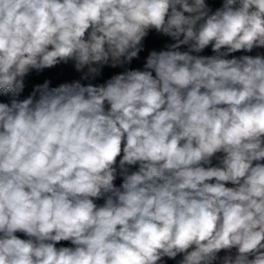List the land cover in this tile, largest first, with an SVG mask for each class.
<instances>
[{"label":"clouds","instance_id":"clouds-1","mask_svg":"<svg viewBox=\"0 0 264 264\" xmlns=\"http://www.w3.org/2000/svg\"><path fill=\"white\" fill-rule=\"evenodd\" d=\"M261 48L264 0H0V264H264Z\"/></svg>","mask_w":264,"mask_h":264},{"label":"built area","instance_id":"built-area-1","mask_svg":"<svg viewBox=\"0 0 264 264\" xmlns=\"http://www.w3.org/2000/svg\"><path fill=\"white\" fill-rule=\"evenodd\" d=\"M154 32L158 34L154 29L150 30L149 33ZM129 65H125V68L129 69ZM125 68H110L108 66H105L102 70V75L97 77L96 79L92 80H82L81 83L83 84H100L104 83L107 79L111 78V76L115 74H119L125 70ZM84 71H87L85 69ZM82 73L77 72L73 66L72 62H69L68 64H60L54 68L51 69H45L42 72H36L35 70L32 71L29 75L25 77V88L24 91L21 94V99L26 98L32 91L34 85L41 84L45 80L51 81V87L58 86L61 83L65 82H72L74 80H79ZM22 233H17L18 236H20Z\"/></svg>","mask_w":264,"mask_h":264},{"label":"trees","instance_id":"trees-1","mask_svg":"<svg viewBox=\"0 0 264 264\" xmlns=\"http://www.w3.org/2000/svg\"><path fill=\"white\" fill-rule=\"evenodd\" d=\"M206 3L209 4V6L213 9V11L219 7L222 6L223 4V0H206ZM169 43H174V41L171 40L170 37H166L163 36L161 34H156L154 32H151L148 34V36L144 39L143 41V48L141 50V52L138 54L139 58L136 59L134 58L133 61L131 62L129 69H143V65L145 63L146 57L148 56L149 52L152 50H156V51H160L162 49H164L165 44H169ZM181 51H186L187 50V46H181ZM212 51L211 48L209 47L208 49H205V51L203 53H201V55H212ZM246 52L240 51L234 54H230V56L228 58H231L232 55L235 56H240V55H245ZM0 102H8V97L7 96H0ZM213 165H215L217 163L216 159H213ZM138 165L137 166H133L131 168L132 171L137 170ZM122 183V177H117V179L114 181V184L119 187L120 184ZM231 187L232 185H226ZM98 205H102L104 203L103 199H99L95 201ZM20 238L22 239H26V237L21 234ZM61 246H72L70 244V242L68 241H61L57 244V247H61ZM220 255H224V252H221ZM180 257H177V259H179ZM166 264H176V261L174 260H167Z\"/></svg>","mask_w":264,"mask_h":264},{"label":"rangeland","instance_id":"rangeland-1","mask_svg":"<svg viewBox=\"0 0 264 264\" xmlns=\"http://www.w3.org/2000/svg\"><path fill=\"white\" fill-rule=\"evenodd\" d=\"M258 53H261V54H264V48H261V49H254L252 52L250 53H246L245 55H252V56H255L256 54ZM217 155H220V154H217ZM229 185V184H228Z\"/></svg>","mask_w":264,"mask_h":264}]
</instances>
